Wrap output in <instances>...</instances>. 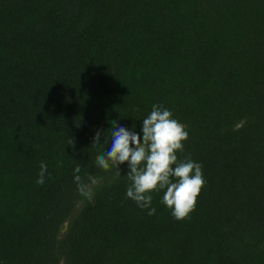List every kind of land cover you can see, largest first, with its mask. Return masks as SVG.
<instances>
[{
	"label": "trees",
	"instance_id": "16d2710c",
	"mask_svg": "<svg viewBox=\"0 0 264 264\" xmlns=\"http://www.w3.org/2000/svg\"><path fill=\"white\" fill-rule=\"evenodd\" d=\"M153 104L202 167L181 220L95 160ZM0 264H264V0H0Z\"/></svg>",
	"mask_w": 264,
	"mask_h": 264
},
{
	"label": "clouds",
	"instance_id": "9594fccd",
	"mask_svg": "<svg viewBox=\"0 0 264 264\" xmlns=\"http://www.w3.org/2000/svg\"><path fill=\"white\" fill-rule=\"evenodd\" d=\"M111 147L95 160L99 168L109 170L128 163L127 177L130 181L126 196L142 209H149L148 214H155L156 209L150 207L151 193L163 191L162 203L172 210L174 218L181 220L194 210L196 199L203 185L202 167L190 157L179 160L177 153L183 152V141L188 133L178 120L174 119L170 110L160 104H153L150 114L142 120L141 136L119 126L112 121L108 131ZM105 135L97 133L92 144L98 143ZM81 169L74 168V180L78 191L92 201V193L88 184L79 175ZM47 165L40 163L36 183L43 185ZM93 183L94 178L89 177Z\"/></svg>",
	"mask_w": 264,
	"mask_h": 264
},
{
	"label": "water",
	"instance_id": "95a60500",
	"mask_svg": "<svg viewBox=\"0 0 264 264\" xmlns=\"http://www.w3.org/2000/svg\"><path fill=\"white\" fill-rule=\"evenodd\" d=\"M67 225H68V223L66 222V223L63 225V227H62V231H65V230H66Z\"/></svg>",
	"mask_w": 264,
	"mask_h": 264
}]
</instances>
